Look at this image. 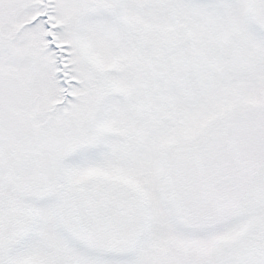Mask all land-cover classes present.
<instances>
[{
	"label": "snow or ice",
	"instance_id": "6c2138e0",
	"mask_svg": "<svg viewBox=\"0 0 264 264\" xmlns=\"http://www.w3.org/2000/svg\"><path fill=\"white\" fill-rule=\"evenodd\" d=\"M0 264H264V0H0Z\"/></svg>",
	"mask_w": 264,
	"mask_h": 264
}]
</instances>
